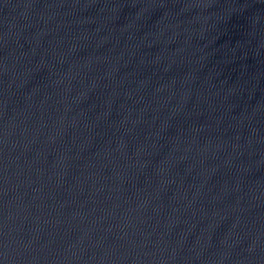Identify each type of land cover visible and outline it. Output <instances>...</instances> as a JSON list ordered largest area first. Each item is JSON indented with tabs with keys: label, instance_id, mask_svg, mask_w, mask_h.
Masks as SVG:
<instances>
[{
	"label": "water",
	"instance_id": "water-1",
	"mask_svg": "<svg viewBox=\"0 0 264 264\" xmlns=\"http://www.w3.org/2000/svg\"><path fill=\"white\" fill-rule=\"evenodd\" d=\"M0 264H264V0H0Z\"/></svg>",
	"mask_w": 264,
	"mask_h": 264
}]
</instances>
